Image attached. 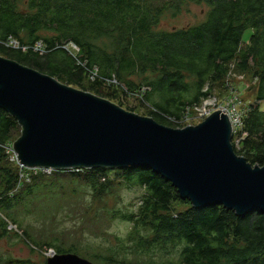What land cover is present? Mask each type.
<instances>
[{
	"label": "trees",
	"instance_id": "obj_1",
	"mask_svg": "<svg viewBox=\"0 0 264 264\" xmlns=\"http://www.w3.org/2000/svg\"><path fill=\"white\" fill-rule=\"evenodd\" d=\"M194 1L208 5L206 21L168 33L160 29L163 6L156 1L0 0V56L98 97L120 101L125 110L173 129L187 127V110L202 107L216 95L223 98L216 85L226 86L220 90L226 100L229 93L240 90L231 82L234 77L256 81V102L245 110L238 130L242 145L237 148L233 143L239 156L263 166L264 0ZM69 44L79 52L65 49ZM95 69L99 78L92 81L89 73ZM113 76L128 90L110 86ZM132 102L136 106L128 105ZM22 131L17 119L0 108V244L16 237L28 247L33 244L32 253L42 248L46 253L77 254L81 249L39 244L32 226L16 220L12 210L55 194L74 197L80 189L69 185L79 182L96 199L95 205H84L93 219L106 215L110 221L132 224L127 242L98 248L96 258L86 257L84 250L80 256L94 264H264V215L239 217L223 206L194 209L171 182L152 170H121L128 186L145 190L137 208L97 206L113 190L106 168L51 174L32 169L31 182L26 183L6 149ZM62 174L70 180L61 182ZM44 184L51 187L39 190ZM18 186L22 190L15 193ZM182 206L189 209L181 211ZM6 263L34 264L14 258ZM6 263L0 253V264Z\"/></svg>",
	"mask_w": 264,
	"mask_h": 264
},
{
	"label": "water",
	"instance_id": "obj_2",
	"mask_svg": "<svg viewBox=\"0 0 264 264\" xmlns=\"http://www.w3.org/2000/svg\"><path fill=\"white\" fill-rule=\"evenodd\" d=\"M0 108L23 129L13 149L24 168H146L171 182L194 209L264 215V165L237 154L233 123L222 112L196 127L169 128L2 56ZM47 264L94 263L55 254Z\"/></svg>",
	"mask_w": 264,
	"mask_h": 264
},
{
	"label": "rangeland",
	"instance_id": "obj_3",
	"mask_svg": "<svg viewBox=\"0 0 264 264\" xmlns=\"http://www.w3.org/2000/svg\"><path fill=\"white\" fill-rule=\"evenodd\" d=\"M149 1H156L157 4L163 6L160 29L167 31L168 33L181 29H191L201 25L206 21L209 12L207 4L204 2L198 4L194 0ZM249 36L250 32H247L246 37ZM247 77L252 78L250 75ZM132 78L136 81L141 80V82H143V79L139 78L138 75H134ZM231 82L236 86L235 89L240 90L235 94L229 93V97L224 100V96L220 90H226V86L221 88L220 85H216L219 86L218 94L223 98H218L216 95L218 102L216 101L217 103H214L207 108V112L213 110L210 116L216 112H222L223 114L228 115L227 109L229 108L236 114L237 121L239 122L243 117L245 110L256 102V91L253 92V85L256 81L244 80L243 77L238 76L234 77ZM242 88H244L243 93L240 92ZM243 98H245V101L242 100ZM107 100L122 106V102L120 101ZM128 105L136 106V103L132 102ZM216 105L218 109L214 111ZM190 112L191 114L187 121V127H196L202 124L208 117H202V111ZM235 134L236 131L234 130V135ZM233 141L237 143V148L241 147L242 143L239 142L241 141V138L238 134L234 137ZM7 147V154L10 156L11 161L16 162L17 167L20 168L23 176H25L24 180L26 183H30V178L33 175L30 171L32 169L21 168L18 160H16L15 152L11 150L10 145H7ZM121 170L122 169H108L105 172L106 178L113 183V190L111 195L106 196L104 199L97 202L98 207L104 208L105 210L114 207L136 206L137 208L141 204L139 203V198L143 196L145 190L138 185L128 186L126 180H123V173ZM67 176L68 174H62L63 179L61 182H64V180H70ZM80 185L81 183L79 182H73L69 185V189L73 187H79L80 189L78 192L79 194L74 197L63 199L66 198L67 195L62 196L61 194H55L48 198L29 200L27 202L32 203L31 206L27 207L26 205H20L16 210H12V216L19 222L20 220L23 221L25 227L27 225L32 226V234L39 244L57 243L59 246L65 247L69 250L72 248H79L81 250L76 254L78 256L85 255L84 250H86L88 252L86 253L87 255H85L86 257L96 258L97 255L95 251L98 248H114L120 243V241L127 242L131 232V222L118 219L110 221L106 215L93 219L91 210L84 207V205H95L96 199L93 195H90L89 191L85 189L83 185ZM50 187L51 185L44 184L39 190L49 189ZM21 190V187L18 186L15 193H18ZM40 193L44 195L43 191ZM188 209V206H182L181 211H186ZM9 223L11 224L10 229L16 230V227H14L15 225L11 222ZM20 236L23 237L22 232L20 233ZM31 241L33 242L35 240L31 238ZM37 241L35 242L37 243ZM33 247L34 246L31 243L28 247V245L19 238L11 237L10 239L1 242L0 253L3 256L5 263L9 259L14 258L30 259L34 264H46L47 260L55 255V252L50 251V253H46L41 250L42 248H40L41 251L37 250L36 253H32L30 248ZM91 258L88 259L91 260Z\"/></svg>",
	"mask_w": 264,
	"mask_h": 264
},
{
	"label": "built area",
	"instance_id": "obj_4",
	"mask_svg": "<svg viewBox=\"0 0 264 264\" xmlns=\"http://www.w3.org/2000/svg\"><path fill=\"white\" fill-rule=\"evenodd\" d=\"M14 46L15 47H18V43L17 42H14ZM65 49H67V50H69L70 52L74 49V51L75 52H79V49L76 47V46H74V45H72V44H69V45H67V46H65L64 47ZM24 50H26V48H23ZM37 50H39V48L37 49ZM99 70V69H98ZM98 70L97 69H95V70H91L90 71V73H89V77H90V79L92 80V81H95L97 78H99V75H98ZM110 86H113V87H115L116 89H118L119 91H121L122 89H126V90H128L127 88H124V86H123V84L118 80V79H116V77L115 76H113V79L110 81ZM213 101V102H212ZM218 102V99H217V97L215 96V97H212V98H210V99H208L207 101H205V103L203 104V106L202 107H197V108H195V109H189V110H187L188 111V113H187V115H186V124H187V121H188V118H189V115L191 114V112L190 111H202V114H201V116L202 117H204V118H206L207 116L209 117L210 116V114L213 112V110L211 111V112H207V108H209L210 106H212L214 103H217ZM219 107V106H218ZM218 108H217V105H216V109H214V111H216ZM223 109V108H222ZM229 109V108H228ZM227 109V113H228V115H229V117L231 118V121H232V123H233V127H234V130L236 131V134L234 135V137H236L237 136V134H238V130H239V128L241 127V125H242V121L240 120L239 122L237 121V116H236V114L232 111V110H228ZM207 117V118H208ZM182 124H184V121H182L181 122ZM242 140V139H241ZM239 142H241V141H239ZM237 144V143H236ZM8 147L6 146V149H7ZM11 150L12 151H14V149H13V146H11ZM15 152V151H14ZM16 160H17V157H16ZM19 163V162H18ZM19 165H20V163H19ZM20 167L21 168H24L22 165H20ZM33 172H44V173H47V174H51L52 172H50V171H48V170H41V169H39V170H37V169H33Z\"/></svg>",
	"mask_w": 264,
	"mask_h": 264
},
{
	"label": "bare ground",
	"instance_id": "obj_5",
	"mask_svg": "<svg viewBox=\"0 0 264 264\" xmlns=\"http://www.w3.org/2000/svg\"><path fill=\"white\" fill-rule=\"evenodd\" d=\"M106 85H108V82H104ZM109 86V85H108ZM102 98V97H101ZM103 99H105V98H103ZM207 119V118H206Z\"/></svg>",
	"mask_w": 264,
	"mask_h": 264
}]
</instances>
